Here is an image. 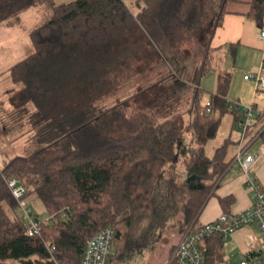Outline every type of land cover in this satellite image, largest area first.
Masks as SVG:
<instances>
[{
  "label": "trees",
  "instance_id": "16d2710c",
  "mask_svg": "<svg viewBox=\"0 0 264 264\" xmlns=\"http://www.w3.org/2000/svg\"><path fill=\"white\" fill-rule=\"evenodd\" d=\"M232 1L136 0L137 12L126 0H72L52 8L51 18L31 34L33 52L11 69L21 86L11 96L14 113H26L32 104L28 121L35 134L26 154L0 168V262L56 264L55 258L80 264L88 240L104 228L114 229L115 255L151 247L170 221L177 219L181 234L197 224L231 164L224 160V147L211 158L205 145L217 137L223 116L241 112L227 96L231 72L220 75L206 104L201 101V79L216 69L211 41L226 13L244 14L259 27L264 23V0H248L246 11L228 10ZM193 37L202 47V63L192 75L186 122L182 112L168 109L163 95L176 74L170 63L187 56L181 45ZM162 62L169 73L138 87L139 96L165 86L140 108L153 113L128 117L127 101L102 107L121 78L137 74L145 82L147 72ZM8 130L6 123L0 127V146ZM256 137L264 143V122L247 142ZM180 158L185 175L177 169ZM12 179L27 188L29 207L33 198L42 200L57 219L54 225L25 235ZM234 199L219 197L225 213ZM140 210L147 211L148 222L137 236L133 226ZM223 248L221 235L205 240L204 264H219Z\"/></svg>",
  "mask_w": 264,
  "mask_h": 264
},
{
  "label": "rangeland",
  "instance_id": "374dc122",
  "mask_svg": "<svg viewBox=\"0 0 264 264\" xmlns=\"http://www.w3.org/2000/svg\"><path fill=\"white\" fill-rule=\"evenodd\" d=\"M70 1L72 0H0V127L6 123L9 129L6 133L2 134L3 142L0 146V168H3L5 164L16 155L26 154L29 148L28 142L35 134V130L28 121V114L33 111L34 106L31 104L28 108L29 111L26 113H14L15 109L11 102V96H13L21 86L13 83L11 69L33 52L31 34L35 29L51 18L53 12L52 8L60 3ZM207 1L208 3H213V1L216 0ZM247 1L248 0L232 1L228 4V10L246 11L248 9ZM126 2L133 12L138 11L136 0H126ZM211 27V23L205 26L204 32L208 34V30ZM229 48L231 49V45L227 43L219 50L217 54V70L201 79L200 85L204 87L201 93V101L203 104H206L209 100L210 93L213 92L214 89L216 90L217 77L221 71H231L233 75L235 72L239 71V69L231 66L232 59L230 58L231 52ZM181 49L183 50L181 54H186L187 56L183 57L180 61L178 60V62L175 61V63H170L172 67H176L177 69L174 68L176 74L172 76L174 83L169 84L168 79L164 81L168 83L166 84V88L168 89L165 91L163 99L166 100L165 103L171 105V107L168 108L169 110L176 111L175 113L179 111L182 112L187 122L191 116L188 108L190 104H192L191 96L192 91L195 89V84L191 79L192 75L194 78L197 66L202 63V47L199 44V40L193 37L183 42ZM178 67H182L183 71ZM169 71L168 64L162 62L156 63L154 69L147 72L149 78L145 82L141 83L139 81L141 78L137 74L136 76L132 74L129 78H121L120 82H118L117 86L114 88L112 95L103 101L102 107L107 108L115 103L127 101L124 106L128 117H132L140 111L153 113L150 107H147L149 110H142L140 108L148 106L152 100V96L165 89V86L154 87L147 92L141 93L139 96L137 95L139 92L138 87L144 86L143 83H150L161 78V74H167ZM257 71L258 70L245 69L241 71L242 77L246 73L250 74ZM138 82L141 84H138ZM249 83L255 84V80L251 79ZM235 91H238V89L233 90V93H235ZM238 108L241 109L240 103ZM263 109L264 106L261 105L254 115L256 122L264 119ZM236 114L238 115V113ZM215 116L218 117L219 115L216 114ZM16 121H18V123ZM15 122L17 125H15ZM232 122H234L236 126L239 125L235 113L226 114L223 118L221 132L219 131L217 137L208 141L205 145L206 153L209 157H214L216 151L223 146L221 133L227 134L229 123L232 124ZM262 122H264V120ZM192 142H194V140ZM226 144L227 150H225V153L228 152V143ZM195 145L198 146L197 143H195ZM260 146L261 141H258L250 152L254 155L257 154ZM234 150H236V147L234 148V146L231 145L230 152L232 153ZM177 169L179 173L186 174L184 173L187 171L183 165V158H180L177 163ZM250 189L253 196V189L251 187ZM30 207L37 218L45 219L48 216L40 198H33ZM146 212L145 210L137 212L133 226V235L135 234L138 236L147 224L148 215ZM18 214L21 215V213ZM179 227L177 219L170 221L166 229L159 231V237L153 245H150L151 247H136L134 250L127 249L124 252L113 254L109 264H170V260L176 249L175 246H177L182 236V234L179 235ZM226 252L228 256L225 257L221 264H237L245 258L241 254L233 253L231 248L226 249ZM0 264H20V262L17 260H9L8 262H0Z\"/></svg>",
  "mask_w": 264,
  "mask_h": 264
},
{
  "label": "crops",
  "instance_id": "0c3cea01",
  "mask_svg": "<svg viewBox=\"0 0 264 264\" xmlns=\"http://www.w3.org/2000/svg\"><path fill=\"white\" fill-rule=\"evenodd\" d=\"M262 31H264V23L262 27H259L254 20L248 18L244 14L228 13L224 15L223 24L216 29L212 38L211 47L215 50L216 69L204 77L217 70V54L223 46L227 43L228 45L230 44L231 49L229 48V51L231 52L230 58L232 59L231 66L239 69V71L235 72L234 75L231 71H221L217 77V88L216 90L214 89L213 92L218 89L220 75L223 72H231L232 78L227 96L229 99L240 103L241 112L238 113L239 116L235 114L236 120L239 121V125L236 126L234 122H232V124L229 123V132L227 131V134H224L223 132L221 133L223 143V146L221 147H224L225 150H227L226 143H228V152L225 153L224 160L226 162L231 161V164L215 186L214 194L208 198L205 206L198 214L197 224L214 221L222 213H225L220 204L219 197L234 196L235 199L230 207L231 214H239L246 211L254 202V197L252 196V191L248 184V175L242 172L240 160H238L240 145L242 140H244L240 117L243 115L242 109L245 106L251 105L253 102L256 103V114L261 105L264 106V99L263 97H254L255 84L249 83V80L251 79H245V75L248 73L244 74L242 77L241 71L245 69H252L254 71L260 69L264 60V40L261 38ZM235 89H238V91L233 93V90ZM224 117L225 116H223V118ZM263 120L264 119H261L259 122H256L255 118H253V123L246 134L245 142L249 140V135H252L253 132L257 130V127ZM221 130L222 123L219 131L221 132ZM258 141H261L258 137L252 140L248 147L249 153H251L250 151L252 147ZM231 145H233L234 148L236 147V150L232 153L230 152ZM263 145L264 143L261 141V146L257 154H260ZM249 174L254 176L256 181L260 183L264 189V155L259 157ZM180 234L181 232H179V235ZM250 237L254 238L251 245L248 244ZM228 248H231L235 254L238 253L243 255L245 258L242 261L248 259V257L252 255L260 256L264 248V231L260 229L257 224H250L239 228L229 235L224 239V248L222 251L223 256L219 264H221L225 257L228 256L226 252V249Z\"/></svg>",
  "mask_w": 264,
  "mask_h": 264
},
{
  "label": "built area",
  "instance_id": "2783aa9c",
  "mask_svg": "<svg viewBox=\"0 0 264 264\" xmlns=\"http://www.w3.org/2000/svg\"><path fill=\"white\" fill-rule=\"evenodd\" d=\"M261 38L264 40V31L261 33ZM245 79L255 80L254 97H264V60L260 69L245 75ZM255 111V102L244 107V120L241 123L244 140L241 142L238 154L242 172L248 175V184L253 189L254 202L252 206L239 214L222 213L214 221L189 226L182 234L170 264L171 262H175V264H204L202 243L214 235H221L226 239L239 228L250 224H257L264 231V189L255 177L249 174L259 157L264 155V145L261 147L260 154L254 155L248 152L250 143L245 142L246 134L253 123ZM9 187L19 203L20 218L26 236L38 235L44 226L54 225L57 222L54 215L48 214L45 219H38L35 216L26 198L27 188L19 180H10ZM114 237L115 232L111 227L104 228L92 236L86 244L80 264H109L113 254ZM253 241L254 238L250 237L248 244L251 245ZM53 259L56 264H61L60 261ZM238 264H264V248L260 256L252 255Z\"/></svg>",
  "mask_w": 264,
  "mask_h": 264
}]
</instances>
